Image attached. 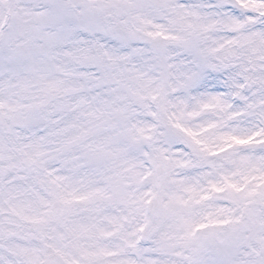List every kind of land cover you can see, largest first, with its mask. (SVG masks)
<instances>
[{
    "label": "snow or ice",
    "instance_id": "6c2138e0",
    "mask_svg": "<svg viewBox=\"0 0 264 264\" xmlns=\"http://www.w3.org/2000/svg\"><path fill=\"white\" fill-rule=\"evenodd\" d=\"M0 264H264V0H0Z\"/></svg>",
    "mask_w": 264,
    "mask_h": 264
}]
</instances>
